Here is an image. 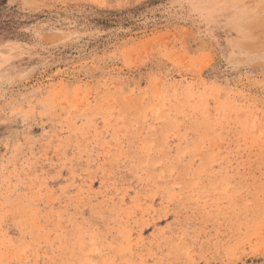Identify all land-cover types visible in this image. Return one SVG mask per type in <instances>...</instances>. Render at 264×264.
Masks as SVG:
<instances>
[{
    "label": "rangeland",
    "instance_id": "1",
    "mask_svg": "<svg viewBox=\"0 0 264 264\" xmlns=\"http://www.w3.org/2000/svg\"><path fill=\"white\" fill-rule=\"evenodd\" d=\"M0 264H264V0H0Z\"/></svg>",
    "mask_w": 264,
    "mask_h": 264
}]
</instances>
